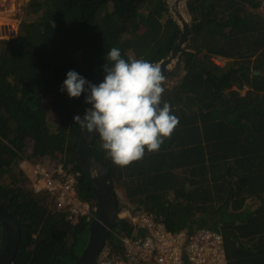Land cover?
Returning a JSON list of instances; mask_svg holds the SVG:
<instances>
[{
  "label": "trees",
  "instance_id": "1",
  "mask_svg": "<svg viewBox=\"0 0 264 264\" xmlns=\"http://www.w3.org/2000/svg\"><path fill=\"white\" fill-rule=\"evenodd\" d=\"M186 4L190 40L164 79L161 103L179 124L158 151L146 149L129 166L113 164L99 136L92 153L110 168L119 211L148 212L173 231H218L229 264H264V0ZM21 8L17 35L0 39V205L21 228L14 264H73L91 220L68 219L48 191L34 192L21 164L80 170L79 197L98 206L79 163L84 130L74 121L90 105L87 93L60 90L66 74L99 84L113 47L126 60L158 64L182 30L166 0H29ZM135 231L118 217L104 250L122 256L121 236ZM5 240L0 222V253Z\"/></svg>",
  "mask_w": 264,
  "mask_h": 264
},
{
  "label": "clouds",
  "instance_id": "2",
  "mask_svg": "<svg viewBox=\"0 0 264 264\" xmlns=\"http://www.w3.org/2000/svg\"><path fill=\"white\" fill-rule=\"evenodd\" d=\"M105 59L102 82L92 83L69 70L60 90L70 98L87 93L85 103L90 107L83 117H74L75 124L90 134L98 132L113 164L126 167L142 159L146 149L158 151L179 119L168 102L161 107L165 89L159 64L131 56L126 60L116 47L107 51Z\"/></svg>",
  "mask_w": 264,
  "mask_h": 264
},
{
  "label": "built area",
  "instance_id": "3",
  "mask_svg": "<svg viewBox=\"0 0 264 264\" xmlns=\"http://www.w3.org/2000/svg\"><path fill=\"white\" fill-rule=\"evenodd\" d=\"M21 0H0V10L18 18ZM19 12V13H20ZM28 185L35 192L48 191L56 207L74 216L93 220L98 207L82 200L78 194L80 170L66 169L63 164L25 160L21 164ZM118 216L128 218L138 231L121 236L122 256L102 251L94 264H229L223 235L209 228L173 231L145 211L122 208Z\"/></svg>",
  "mask_w": 264,
  "mask_h": 264
},
{
  "label": "water",
  "instance_id": "4",
  "mask_svg": "<svg viewBox=\"0 0 264 264\" xmlns=\"http://www.w3.org/2000/svg\"><path fill=\"white\" fill-rule=\"evenodd\" d=\"M179 1L171 6L172 16L181 27V35L171 53L160 61L164 79L176 67L181 53L185 50L191 35V15L187 9V0H182L186 11L179 9ZM98 132L88 133L85 129L81 135L78 157L79 163L89 179L93 182V192L97 201V216L89 225V239L80 256L73 264H94L105 246L109 232L115 227L119 213V197L111 186L110 168L92 153V146ZM0 222L4 225L6 240L0 253V264H14L19 250L21 228L17 219L4 206L0 205Z\"/></svg>",
  "mask_w": 264,
  "mask_h": 264
},
{
  "label": "rangeland",
  "instance_id": "5",
  "mask_svg": "<svg viewBox=\"0 0 264 264\" xmlns=\"http://www.w3.org/2000/svg\"><path fill=\"white\" fill-rule=\"evenodd\" d=\"M169 4V8H170V13H172L171 11V6L173 5V3L176 0H166ZM29 0H21V5L22 3H28ZM20 5V6H21ZM20 9L22 10V8L20 7ZM179 9L183 12H185L186 15H188L187 11H186V5L183 4V1H179ZM18 11V18H15L13 16H11L10 14L5 13L4 11L0 10V39H8L11 37H15L18 33V28H19V23H20V18L19 15L21 14V11ZM14 23V24H13ZM220 64H224V61L220 62ZM169 83V82H168ZM51 119H53V116H50ZM54 120V119H53ZM121 193H119L118 197L119 200L122 198Z\"/></svg>",
  "mask_w": 264,
  "mask_h": 264
},
{
  "label": "flooded vegetation",
  "instance_id": "6",
  "mask_svg": "<svg viewBox=\"0 0 264 264\" xmlns=\"http://www.w3.org/2000/svg\"><path fill=\"white\" fill-rule=\"evenodd\" d=\"M119 209V208H118ZM97 216V215H96Z\"/></svg>",
  "mask_w": 264,
  "mask_h": 264
},
{
  "label": "bare ground",
  "instance_id": "7",
  "mask_svg": "<svg viewBox=\"0 0 264 264\" xmlns=\"http://www.w3.org/2000/svg\"><path fill=\"white\" fill-rule=\"evenodd\" d=\"M14 24V23H13Z\"/></svg>",
  "mask_w": 264,
  "mask_h": 264
}]
</instances>
